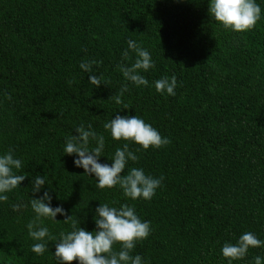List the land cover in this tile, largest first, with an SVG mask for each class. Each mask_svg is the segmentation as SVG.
I'll return each instance as SVG.
<instances>
[{
  "label": "trees",
  "instance_id": "obj_1",
  "mask_svg": "<svg viewBox=\"0 0 264 264\" xmlns=\"http://www.w3.org/2000/svg\"><path fill=\"white\" fill-rule=\"evenodd\" d=\"M255 2L260 20L236 32L209 14L210 0H0V156L11 149L22 162L13 171L26 175L0 201V264H59L60 233L73 222L96 230L101 203H126L150 222L149 236L131 253L143 264H229L221 252L226 242L245 232L264 241V0ZM129 40L150 53L154 67L139 73L148 86L127 81L118 68L137 58ZM93 60L101 63L92 73L80 68ZM91 74L108 85L91 84ZM173 75L174 96L155 90V80ZM124 84L117 104L112 97ZM116 115L142 118L171 143L137 152L140 145L104 129ZM81 124L105 138L100 163L111 165L128 143L139 159L122 174L135 167L164 177L151 200L127 198L118 185L99 189L74 165L65 141ZM37 175L46 183L33 193ZM44 191L71 219L42 218L49 236L34 241L30 201ZM15 204L25 207L13 211ZM38 242L46 245L43 255L31 251ZM256 256L264 264V245L231 264H254Z\"/></svg>",
  "mask_w": 264,
  "mask_h": 264
},
{
  "label": "clouds",
  "instance_id": "obj_2",
  "mask_svg": "<svg viewBox=\"0 0 264 264\" xmlns=\"http://www.w3.org/2000/svg\"><path fill=\"white\" fill-rule=\"evenodd\" d=\"M209 14L215 21L221 23L225 29H232L236 32L251 30L261 18L260 5L255 0H210ZM128 49L136 53V59L130 66L120 64L119 70L127 81L136 86H148V80L140 75V70L148 71L154 67L150 53L140 47L136 41L129 40ZM123 59H129V51L122 53ZM101 63L100 61H82L80 68L88 73H92V65ZM102 76L91 74L89 82L96 87L101 83L108 85V81ZM155 90L159 93L175 95L177 79L173 75L170 79L165 76L154 82ZM128 90V85L124 84L120 92L112 97L117 104H121V97ZM11 98L10 96L8 97ZM127 106H125V109ZM109 131L112 139L120 141H130L140 145L136 151L147 150L150 147L159 149L171 143L167 137L161 134L151 124L146 123L142 118L132 115H116L103 125ZM76 135L66 139L64 153L67 155L76 154L73 163L76 167L84 169V173L94 176L96 186L99 189H111L119 186L123 195L132 200H151L155 191L161 186L163 176L155 178L146 175L142 168L127 169L126 174H122L126 169L128 161H138L139 157L135 152L129 150L128 143L122 148H117L112 158L111 165L100 163L99 158L104 151L105 138L98 135L89 124L87 128L83 124L76 127ZM90 139L96 141L95 147H90ZM22 167L20 159L14 158L12 150L0 156V201L6 202L8 196L5 194L20 186L26 175L16 174L13 170ZM43 176L37 175L32 181V192L37 193L45 185ZM52 196L48 191H44L43 196L33 198L30 201L31 208L36 214L35 219L27 224L28 234L34 241H43L49 236L47 227H42V218L57 220V214L64 216V221L71 219L62 206H51ZM47 201V202H46ZM25 205L15 204L13 211H19ZM95 229L88 231L83 227H77L76 222L72 223V230L61 232L59 239L55 242L54 256L59 264H143L139 254L132 255L133 249L138 241L146 239L150 232V222L141 221L137 216L134 207L122 204L119 208L110 207L107 203H101L95 209ZM120 244L119 251H115L113 246ZM264 241L258 239L252 232H245L239 236L235 244L225 243L222 246V256L228 259L229 264L234 260L243 259L249 248L261 247ZM31 251L37 255H43L46 251L45 243H34ZM254 264H262V258L256 256Z\"/></svg>",
  "mask_w": 264,
  "mask_h": 264
}]
</instances>
